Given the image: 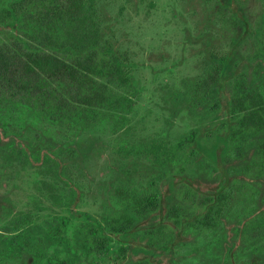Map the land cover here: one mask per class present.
Here are the masks:
<instances>
[{
    "label": "trees",
    "instance_id": "trees-1",
    "mask_svg": "<svg viewBox=\"0 0 264 264\" xmlns=\"http://www.w3.org/2000/svg\"><path fill=\"white\" fill-rule=\"evenodd\" d=\"M249 2L205 0L187 33L199 71L168 92L199 126L116 144L91 212L78 176L104 130L129 134L138 64L100 0H0V173L35 169L38 212L65 210L0 195V264H183L199 237L218 253L192 264H264V0Z\"/></svg>",
    "mask_w": 264,
    "mask_h": 264
},
{
    "label": "rangeland",
    "instance_id": "rangeland-1",
    "mask_svg": "<svg viewBox=\"0 0 264 264\" xmlns=\"http://www.w3.org/2000/svg\"><path fill=\"white\" fill-rule=\"evenodd\" d=\"M100 3L110 21L114 19L118 38L138 64L134 74L140 88L129 115V134L104 130L99 150L92 153L84 172L78 176L85 193L80 208L91 212L100 211L107 196L106 187L114 177L115 154L111 148L116 144L155 136L175 141L181 133L199 126L197 116L186 109L171 115L168 92L179 87L183 78L199 71L201 44L188 41L187 33L197 31L198 21L207 12L205 0H100ZM249 6L253 13H258L263 9V0H250ZM248 50L243 47L242 54L246 55ZM3 173H0V195H8L18 209L33 210L37 216L65 213L46 199L44 210L38 212L34 200L43 199V194L35 169L16 166Z\"/></svg>",
    "mask_w": 264,
    "mask_h": 264
},
{
    "label": "flooded vegetation",
    "instance_id": "flooded-vegetation-1",
    "mask_svg": "<svg viewBox=\"0 0 264 264\" xmlns=\"http://www.w3.org/2000/svg\"><path fill=\"white\" fill-rule=\"evenodd\" d=\"M195 247H187L184 249V257L182 260L184 261L183 264H192L197 261H200L205 258H212L217 255L218 251L214 249L213 247H207L208 245V240H204L201 237L196 239V243H194ZM192 253L195 254L197 257L193 262H188L187 254ZM117 264H121L120 261L115 262ZM113 263V264H115ZM110 264V263H109ZM198 264V263H197Z\"/></svg>",
    "mask_w": 264,
    "mask_h": 264
}]
</instances>
